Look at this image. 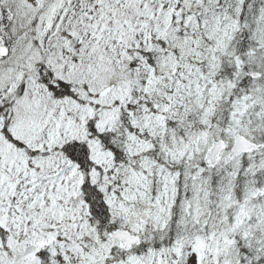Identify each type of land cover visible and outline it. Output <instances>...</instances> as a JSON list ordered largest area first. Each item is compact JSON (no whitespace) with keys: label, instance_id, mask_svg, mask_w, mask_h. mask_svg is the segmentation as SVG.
Wrapping results in <instances>:
<instances>
[{"label":"snow or ice","instance_id":"6c2138e0","mask_svg":"<svg viewBox=\"0 0 264 264\" xmlns=\"http://www.w3.org/2000/svg\"><path fill=\"white\" fill-rule=\"evenodd\" d=\"M0 264H264V0H0Z\"/></svg>","mask_w":264,"mask_h":264}]
</instances>
